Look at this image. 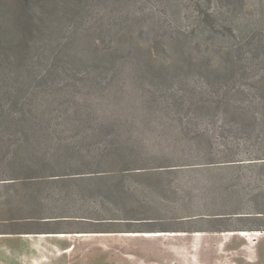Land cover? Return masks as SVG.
<instances>
[{"label": "rangeland", "instance_id": "obj_1", "mask_svg": "<svg viewBox=\"0 0 264 264\" xmlns=\"http://www.w3.org/2000/svg\"><path fill=\"white\" fill-rule=\"evenodd\" d=\"M263 110L264 0H0V264H264Z\"/></svg>", "mask_w": 264, "mask_h": 264}, {"label": "trees", "instance_id": "obj_2", "mask_svg": "<svg viewBox=\"0 0 264 264\" xmlns=\"http://www.w3.org/2000/svg\"><path fill=\"white\" fill-rule=\"evenodd\" d=\"M257 119L260 121V123L258 124L261 125L260 130H258V132L259 131L261 132L264 129L263 128L264 110L256 114V116L254 117V121H256ZM239 132H240V129L238 127L237 133ZM256 135H258L257 136V139H258L259 133L258 134L256 133ZM236 137H237L236 135L233 137L235 144H231L229 140H225L224 142H222L221 144L222 149H219V152L222 154L223 158H220L219 160L210 159L208 162H206V164H208L209 166L212 164H219L221 168L231 170V169L240 167L241 164L252 163L251 161L254 159H264V157H257L258 155H264L263 154L264 152L263 151L257 152L255 150H249L250 152H245V153H249L250 156H246V157L239 156V151H237L239 148V143L237 142ZM257 153H260V154H257Z\"/></svg>", "mask_w": 264, "mask_h": 264}, {"label": "bare ground", "instance_id": "obj_3", "mask_svg": "<svg viewBox=\"0 0 264 264\" xmlns=\"http://www.w3.org/2000/svg\"><path fill=\"white\" fill-rule=\"evenodd\" d=\"M169 233H174V232H169ZM230 234H238L241 236H247L249 234H253L255 236H260L262 234H264V232L261 231H252V232H248L246 230H238L235 232H229ZM130 235H143V236H159V235H163L166 234V232H162V231H154V232H142V233H138V232H130L127 233ZM45 236H56V237H65V236H69L70 234L68 233H54V234H43Z\"/></svg>", "mask_w": 264, "mask_h": 264}, {"label": "crops", "instance_id": "obj_4", "mask_svg": "<svg viewBox=\"0 0 264 264\" xmlns=\"http://www.w3.org/2000/svg\"><path fill=\"white\" fill-rule=\"evenodd\" d=\"M2 227V228H1ZM17 229L14 226H11L10 220H0V236L2 237H10L15 235ZM24 232V230H23Z\"/></svg>", "mask_w": 264, "mask_h": 264}]
</instances>
